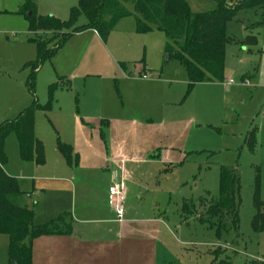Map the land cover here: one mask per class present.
Instances as JSON below:
<instances>
[{"label":"rangeland","instance_id":"1","mask_svg":"<svg viewBox=\"0 0 264 264\" xmlns=\"http://www.w3.org/2000/svg\"><path fill=\"white\" fill-rule=\"evenodd\" d=\"M186 1L194 12L209 11L216 5L215 0ZM237 1L228 0L229 3ZM123 4L131 13L119 19L110 36L118 34V40L129 39L133 44L128 60H121L125 63V73L128 78L135 73L133 79L144 80L140 71L147 64L151 69L147 71L150 80L165 81L159 83L164 101L131 102L127 89L142 90L144 83L140 81L127 87L119 76H89L86 82L76 79L71 89L56 90L48 110L40 107L35 110V135L44 145L45 161L51 159L52 150L60 152L59 139L66 142L72 137V114L77 112L78 102L115 103L124 113L136 115L140 121L153 118L155 122L150 124H156L151 131L155 139L151 142L161 137L165 143L178 145L185 153L179 160L141 163L137 168L145 171L146 175L142 177L145 182H160L172 190L161 200L169 229L164 263L213 264L218 256L229 257L234 263L256 260L264 264V232L256 231L252 224L257 211L256 195L264 202V6L241 9L228 21L224 79L190 87L182 62L176 56L168 58L166 34L160 30L131 32L130 29L135 30L136 26L134 3ZM71 10L62 20L70 19ZM86 21L85 15H81L75 23L82 25ZM118 31L121 32L114 33ZM37 40L47 41L48 47H54L58 37L50 31H33L30 19L20 10L0 11V124L15 119L21 110L34 102L44 105L49 100L50 84L44 83L43 71L35 73L34 93L29 88L32 68L28 63L36 58ZM79 40L81 46H77ZM65 44L63 52L77 46L82 53H88L84 57L87 61L84 69H100L104 73L111 70L108 62L113 61L102 51L107 48L104 41L100 47L92 35L83 33ZM76 85L80 92L74 90ZM59 95L61 98L57 101ZM97 124L102 126L100 118ZM253 128L257 140L250 144L248 136ZM141 136V132L134 133V142L137 143ZM109 146L107 138L102 145L103 151L110 149ZM4 148L7 155L5 170L19 178L24 191L32 193L25 196L24 202L34 208L39 191L32 187L42 182L39 175H47L45 170L50 165L37 167L32 161L25 163L14 132L6 135ZM231 167L237 169L240 178L239 225L234 228L226 221L219 228L216 222L207 220L205 210L219 199L221 169ZM185 201L192 214L183 211ZM8 252L9 237L2 234L0 264H9Z\"/></svg>","mask_w":264,"mask_h":264},{"label":"crops","instance_id":"2","mask_svg":"<svg viewBox=\"0 0 264 264\" xmlns=\"http://www.w3.org/2000/svg\"><path fill=\"white\" fill-rule=\"evenodd\" d=\"M31 1L36 5V14L38 12V15L42 16L52 15L60 20L65 18L69 10L79 2V0ZM26 2L27 0H0V11L21 10ZM26 17L28 18V15ZM130 30L136 31V26L135 30L134 28ZM112 32L108 35V40H104L97 30L85 29L74 33L66 41L68 43L69 40L80 37L83 33L92 35L95 43H99L100 47H103L101 43L104 41L108 49L102 51L106 52L113 61L108 62L111 70L107 69L104 73L100 69L98 71L84 69L87 62L84 57L88 53H82L80 47L77 49V46H81L79 40L76 48L63 52L65 42L51 58L42 63L36 72L43 71L44 83L51 85L57 82L60 85L57 90L61 91L64 88L71 89V84L76 79H83L86 82L89 76L103 74L108 77L119 76V80L127 87L135 83L134 81L144 83L143 87L141 86L142 90L127 89L131 102L157 103L159 99L163 102V92L159 83L164 79L150 80L147 71L151 69L147 64H144L140 71V77L144 80L133 79L135 73H131L129 75L131 78H128L125 73V63L121 60H128L126 58L133 50V44L129 39H123L122 41L125 42L123 44L118 40V34L110 36ZM131 39L135 41V38ZM111 50L117 58L111 55ZM144 74L147 75L146 78L143 77ZM115 81L118 85L119 81L116 78ZM74 88L76 93L81 91L79 85ZM59 98L61 95L57 101ZM78 104L77 112L72 114V137L64 141L72 146L73 153L77 155L76 164L71 165L59 151L52 150L51 159H46L44 165H36L33 162L37 167L50 166L45 170L47 175H39L42 182L36 185L37 187L34 185L32 187L33 190L39 191L33 208L34 222L44 223L62 213H69L73 230L70 233L48 234L34 238L33 263L165 264L169 229L165 219L166 210L163 209L161 202L172 190L164 187L160 182H145L142 179L146 175L145 171L137 168L141 163H166L170 160L182 159L185 156L184 150L179 149L178 145L165 143V139L161 137L160 140L151 142L155 139L151 131L156 124H150L155 122L153 118L140 121L141 119L136 115L124 113L115 103L102 104L101 101L93 105L81 102ZM99 118L100 124L102 120H106L104 121L106 125L99 126L97 124ZM136 132L142 133L137 143L134 142ZM107 138L110 141V149L105 148L103 151L102 145ZM113 184L122 185L126 196L121 220L108 201L109 188ZM25 192V196L32 194Z\"/></svg>","mask_w":264,"mask_h":264},{"label":"trees","instance_id":"3","mask_svg":"<svg viewBox=\"0 0 264 264\" xmlns=\"http://www.w3.org/2000/svg\"><path fill=\"white\" fill-rule=\"evenodd\" d=\"M134 3L136 31L147 33L153 30L163 31L169 39L166 45L168 57L176 56L184 65L192 87L197 83L222 81L225 70V52L228 37L227 23L241 9L264 6V0H215L212 10L194 12L186 0H79L72 8L69 20H60L52 15L36 14V5L27 0L21 13L28 15L33 31H50L58 37L57 45L48 47L47 41H38V54L35 60L28 63L31 74L28 79L29 88L34 93L36 70L42 63L51 58L74 33L85 29H95L105 40L122 17L131 12L124 2ZM30 12V14H28ZM85 15L87 21L76 25L79 16ZM60 85L55 82L49 86V100L42 105L34 102L22 110L15 119L4 120L0 124V235L9 237V264H34L32 240L41 235L70 233L73 230L72 218L69 213H62L44 223L34 222L33 208L25 202L26 192L22 189L18 177L8 174L5 170L7 155L4 144L10 132L16 134L20 156L23 161H32L36 165L45 163V149L41 140L35 135L34 114L37 108L49 109L56 90ZM106 120L102 124L106 125ZM256 129H251L248 136L250 144L256 142ZM58 148L68 163L75 165L77 155L72 146L58 141ZM219 199L205 210L207 220L216 222L221 228L230 221L234 228L239 225L240 178L236 168H222L220 171ZM185 201L182 209L188 211ZM256 214L252 224L256 231L264 232V202L255 197ZM187 209V210H186ZM195 212V210H194ZM213 264H263L250 262L234 263L229 257L216 256Z\"/></svg>","mask_w":264,"mask_h":264},{"label":"built area","instance_id":"4","mask_svg":"<svg viewBox=\"0 0 264 264\" xmlns=\"http://www.w3.org/2000/svg\"><path fill=\"white\" fill-rule=\"evenodd\" d=\"M144 78L147 75H143ZM109 204L115 208L118 219L121 220L124 214V202H125V193L122 185L113 184L109 188Z\"/></svg>","mask_w":264,"mask_h":264},{"label":"water","instance_id":"5","mask_svg":"<svg viewBox=\"0 0 264 264\" xmlns=\"http://www.w3.org/2000/svg\"><path fill=\"white\" fill-rule=\"evenodd\" d=\"M28 14H30V12H29ZM168 58H169V57H168Z\"/></svg>","mask_w":264,"mask_h":264}]
</instances>
